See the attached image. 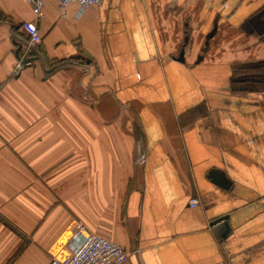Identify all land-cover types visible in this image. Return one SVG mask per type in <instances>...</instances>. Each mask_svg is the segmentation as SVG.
<instances>
[{
	"label": "crops",
	"instance_id": "crops-1",
	"mask_svg": "<svg viewBox=\"0 0 264 264\" xmlns=\"http://www.w3.org/2000/svg\"><path fill=\"white\" fill-rule=\"evenodd\" d=\"M42 12L0 0V264L65 259L74 223L123 264H264V0Z\"/></svg>",
	"mask_w": 264,
	"mask_h": 264
},
{
	"label": "built area",
	"instance_id": "built-area-1",
	"mask_svg": "<svg viewBox=\"0 0 264 264\" xmlns=\"http://www.w3.org/2000/svg\"><path fill=\"white\" fill-rule=\"evenodd\" d=\"M103 0H57L59 11L62 15L66 14L68 7L75 4L80 13L90 6H99ZM31 6L32 13L37 20L43 16L44 0H27ZM26 34L24 57L28 53H37L38 46L41 44V37L35 23L26 22L21 25ZM27 63H18L15 72L17 75ZM190 208H196L198 201L195 198L189 200ZM70 238L67 242L69 256L65 259H51L49 264H123L127 261L129 253L120 245L108 241L102 237L88 232L81 223H74L70 231Z\"/></svg>",
	"mask_w": 264,
	"mask_h": 264
},
{
	"label": "water",
	"instance_id": "water-1",
	"mask_svg": "<svg viewBox=\"0 0 264 264\" xmlns=\"http://www.w3.org/2000/svg\"><path fill=\"white\" fill-rule=\"evenodd\" d=\"M29 62L30 60L24 61V63ZM227 220V217H222L211 223V226L214 227V231L218 233L219 238H223L224 234H227L229 232Z\"/></svg>",
	"mask_w": 264,
	"mask_h": 264
},
{
	"label": "rangeland",
	"instance_id": "rangeland-1",
	"mask_svg": "<svg viewBox=\"0 0 264 264\" xmlns=\"http://www.w3.org/2000/svg\"><path fill=\"white\" fill-rule=\"evenodd\" d=\"M28 54H30V55L32 54V55H33V54H34V52H30V53H28Z\"/></svg>",
	"mask_w": 264,
	"mask_h": 264
}]
</instances>
